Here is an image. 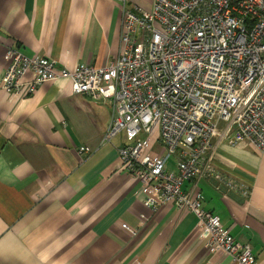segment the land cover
<instances>
[{"label":"crops","instance_id":"crops-1","mask_svg":"<svg viewBox=\"0 0 264 264\" xmlns=\"http://www.w3.org/2000/svg\"><path fill=\"white\" fill-rule=\"evenodd\" d=\"M127 2L152 8V0ZM122 32L118 0H0V78L9 47L58 68L107 66L122 52ZM31 77L23 76L19 95L0 90V264H234L211 251L192 212L172 202L146 209L140 181L121 162L123 136L104 140L112 100L73 94L67 77L28 93ZM156 127L151 152L164 155ZM213 143L217 173L250 194L201 178L203 207L264 264V150L249 140ZM168 167L175 170L176 157Z\"/></svg>","mask_w":264,"mask_h":264},{"label":"built area","instance_id":"built-area-1","mask_svg":"<svg viewBox=\"0 0 264 264\" xmlns=\"http://www.w3.org/2000/svg\"><path fill=\"white\" fill-rule=\"evenodd\" d=\"M118 1L123 48L116 60L58 68L49 57L9 47L0 90L21 94L22 78L30 73L28 93L67 77L73 94L112 100L104 140L123 135L121 162L140 181L146 209L172 202L196 216L212 252L229 254L234 264H258L251 244L235 239L221 217L203 207L198 181L213 177L250 194L245 183L217 173L213 139L234 145L249 140L264 150V0H152L150 10ZM158 125L164 155L151 152L149 135Z\"/></svg>","mask_w":264,"mask_h":264},{"label":"rangeland","instance_id":"rangeland-1","mask_svg":"<svg viewBox=\"0 0 264 264\" xmlns=\"http://www.w3.org/2000/svg\"><path fill=\"white\" fill-rule=\"evenodd\" d=\"M160 128H159V125L156 127V130L154 131V133H153V137H154V135H157V133L160 131L159 130ZM160 133V132H159ZM120 136H123V135H120Z\"/></svg>","mask_w":264,"mask_h":264}]
</instances>
